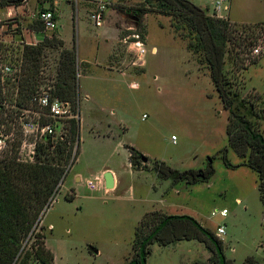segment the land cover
<instances>
[{
	"label": "rangeland",
	"instance_id": "374dc122",
	"mask_svg": "<svg viewBox=\"0 0 264 264\" xmlns=\"http://www.w3.org/2000/svg\"><path fill=\"white\" fill-rule=\"evenodd\" d=\"M20 1L0 8L3 63L19 70L22 48L53 36L64 49L74 50L77 61L78 140H71L55 196L32 228L51 251L53 264H126L135 228L151 213L190 216L212 234L222 226L225 234L219 240L230 264H264V208L257 175L228 147L226 128L234 120L202 56L189 48L186 32L176 30L171 17L151 12L150 6L135 25L127 10L141 0H114L100 26L89 19L83 4ZM48 1L57 6L45 7ZM202 4L194 2L211 16ZM50 7L56 29H30L38 12ZM223 20L235 37L227 43L223 65L234 96L232 109L264 137V0H231ZM135 33L146 49L139 67H132L127 50L128 38ZM46 53L48 72L58 51ZM49 86L40 84L37 90ZM129 147L147 161L138 159L131 166ZM160 162L196 173L210 162L214 173L208 181H172L155 173ZM105 168L116 174L114 189L106 190L102 180L98 191H88L85 181L103 176ZM223 209L225 217L212 215ZM34 241L28 236L23 252ZM146 264L217 261L211 246L179 240L163 246L153 243Z\"/></svg>",
	"mask_w": 264,
	"mask_h": 264
},
{
	"label": "trees",
	"instance_id": "16d2710c",
	"mask_svg": "<svg viewBox=\"0 0 264 264\" xmlns=\"http://www.w3.org/2000/svg\"><path fill=\"white\" fill-rule=\"evenodd\" d=\"M141 1L140 5L127 10L136 20L135 25L138 26L137 22L149 12L145 6H150L151 12L171 17L174 28L184 30L189 36V48L202 56L215 90L234 120L226 128L228 147L242 159L243 166L256 173L264 208V137L232 109L234 96L223 71L227 43L235 42L231 26L225 20L208 16L205 11L186 0ZM20 2L0 0V8L18 5ZM29 28L36 32L45 31L39 21L30 24ZM47 50L58 51L54 66L48 72ZM0 54H3V50H0ZM20 61L18 96L24 99L34 93L40 84H48L54 96L69 101L74 112L78 113L77 61L74 50L64 49L62 41L55 36L50 39L44 37L38 45L24 46ZM78 125V121H71L68 138L58 142L53 149L49 143L39 147L38 160L34 164L21 165L0 158V264H53L51 251L45 248L38 233L33 234L32 228L55 196L64 164L69 157L67 148L71 140H78ZM141 158L138 151L129 147L131 166H135V161ZM223 160L228 167H232L225 156ZM154 170L160 178L187 183L208 181L214 173L210 162L197 173L192 170L179 172L163 162L156 163ZM32 235L34 243L30 250L23 252V241ZM179 240H197L209 245L214 251L217 264H230L223 255L221 240L195 219L187 215L158 213L145 215L139 221L134 231L132 255L126 264H146L153 243L163 246ZM249 264L255 263L251 261Z\"/></svg>",
	"mask_w": 264,
	"mask_h": 264
},
{
	"label": "built area",
	"instance_id": "2783aa9c",
	"mask_svg": "<svg viewBox=\"0 0 264 264\" xmlns=\"http://www.w3.org/2000/svg\"><path fill=\"white\" fill-rule=\"evenodd\" d=\"M75 5L83 4L88 10L89 19L100 26L104 22L107 10L114 4V0H69ZM190 3L200 1V6L210 12L215 19H226L230 10L231 0H186ZM37 21L45 31L56 29L55 13L43 9L37 14ZM127 42V50L133 56L132 67L142 66L146 49L139 40L137 33L131 35ZM259 47L254 53L259 52ZM3 63L0 59V158L13 161L21 165H31L38 160V149L49 143L53 149L58 142L67 138L69 124L74 121V112L69 101L54 96L50 88L37 90L26 98L18 96V76L20 71L10 63ZM172 140H175L173 137ZM103 177L86 180L88 191L95 192L103 185ZM106 192V190L104 189ZM225 217L227 211H214L212 215ZM224 228L218 226L215 236L222 239Z\"/></svg>",
	"mask_w": 264,
	"mask_h": 264
},
{
	"label": "water",
	"instance_id": "95a60500",
	"mask_svg": "<svg viewBox=\"0 0 264 264\" xmlns=\"http://www.w3.org/2000/svg\"><path fill=\"white\" fill-rule=\"evenodd\" d=\"M142 162H146L147 159L142 156L141 158ZM103 181H104V188L106 190H112L115 187V181H114V176L110 170H107L103 173ZM38 223V222H37ZM94 254L97 253L96 250H92Z\"/></svg>",
	"mask_w": 264,
	"mask_h": 264
},
{
	"label": "crops",
	"instance_id": "0c3cea01",
	"mask_svg": "<svg viewBox=\"0 0 264 264\" xmlns=\"http://www.w3.org/2000/svg\"><path fill=\"white\" fill-rule=\"evenodd\" d=\"M49 2V1H48ZM51 5H53V6H57V2L56 1H52V3L51 2H49V4L48 5H46L45 7H48V6H51ZM156 50V48L155 47H153L152 49H151V52H153V51H155ZM79 116V115H78ZM78 122H79V119H78ZM106 170H110L111 172H112V174H113V176H114V181H115V186H116V174H115V172H114V170H112L111 168H105L103 171H102V174L106 171ZM78 178H80V176L79 175H75L74 176V179L77 181L78 180ZM98 253V252H97Z\"/></svg>",
	"mask_w": 264,
	"mask_h": 264
}]
</instances>
